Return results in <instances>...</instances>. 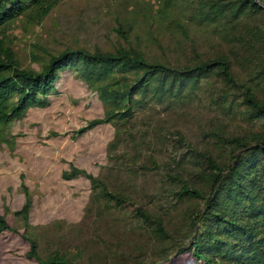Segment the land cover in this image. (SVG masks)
Masks as SVG:
<instances>
[{
	"label": "trees",
	"instance_id": "1",
	"mask_svg": "<svg viewBox=\"0 0 264 264\" xmlns=\"http://www.w3.org/2000/svg\"><path fill=\"white\" fill-rule=\"evenodd\" d=\"M60 1L0 0V131L30 109L47 108L60 76L72 73L103 109L102 118L89 121L76 135L101 125L114 127V139L107 145L108 170L124 184L74 166L61 177L89 184L86 217L96 216L133 234L111 264L150 262L142 257L144 246L151 247L155 261L150 264H168L186 255L197 264H264V0H154L147 8L132 10L125 36L122 25L116 30L125 42L131 33L137 38L133 29L140 15L150 26L190 35V57L183 59L128 44L112 52H30L39 70L23 68L11 29L17 23L40 26ZM202 98L224 118L239 119L248 128L230 132L219 121L202 132L203 144L196 146L180 131L157 137L150 126L137 131L126 127L137 113L155 106L175 111ZM153 142L163 151L145 155L146 145ZM151 172L160 184L149 196L152 205H137L132 186ZM20 188L24 201L13 217L22 221L23 230L11 228L0 213V235L16 233L28 247V260L106 264L84 263L80 253L49 245L41 248L30 225V194L23 182ZM172 214L178 223L171 228L167 220Z\"/></svg>",
	"mask_w": 264,
	"mask_h": 264
},
{
	"label": "rangeland",
	"instance_id": "2",
	"mask_svg": "<svg viewBox=\"0 0 264 264\" xmlns=\"http://www.w3.org/2000/svg\"><path fill=\"white\" fill-rule=\"evenodd\" d=\"M153 2L61 0L40 26L24 28L19 23L13 26V50L23 68L35 71L39 70V65L31 61L30 52L40 56H44L45 51L56 55L66 49L77 48L89 52L96 49L112 52L118 46L130 44L164 54L172 60L190 57V35L186 37L170 29L163 31L154 23L150 26L142 21L140 15H137L133 29L138 34L137 38L131 33L125 42L116 32L122 25L125 29L121 28V31L125 36L128 32L125 23L132 10L135 7L147 8ZM56 91L57 94L49 97L47 108L30 109L22 120L0 131V213L11 228L22 232L23 223L13 217V212L23 205L24 196L20 188L23 182L32 201L30 225L40 237L41 248L49 245L73 254L80 253L84 263L100 261L111 264L113 255L128 248L126 239L130 240L133 234L96 216L86 217L89 184L82 178L64 181L61 176L74 166L94 176H103L115 185L124 184V179L112 176L108 170L111 162L107 145L114 139L115 130L111 125H101L83 136L76 135L89 121L102 118L101 103L70 72L60 76ZM199 100L169 112L155 106L152 110L137 113L133 123L126 127L137 131L150 126L156 130L157 137L180 131L190 144L196 146L203 144L202 132L219 121L227 123L230 132L248 128L243 121L224 118L217 109L209 108L205 98ZM146 147L145 155L163 151L159 142ZM159 186V177L154 172L137 179L132 186L136 204L152 205L149 196L154 195ZM157 212L163 214L165 211ZM167 221L172 228L177 225L178 216L172 214ZM143 249L142 257L150 261L145 264L155 261L151 247L144 246ZM27 251V245L16 233L0 235V264H33L26 258ZM168 264L197 263L191 255H186Z\"/></svg>",
	"mask_w": 264,
	"mask_h": 264
}]
</instances>
